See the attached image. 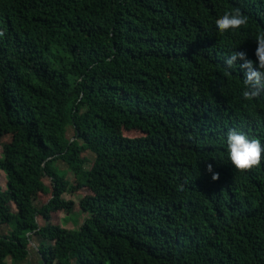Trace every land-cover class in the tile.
I'll list each match as a JSON object with an SVG mask.
<instances>
[{
    "label": "trees",
    "instance_id": "1",
    "mask_svg": "<svg viewBox=\"0 0 264 264\" xmlns=\"http://www.w3.org/2000/svg\"><path fill=\"white\" fill-rule=\"evenodd\" d=\"M0 33V264L36 237L38 264H264V152L242 175L227 151L264 148V94L224 65H258L264 0H0Z\"/></svg>",
    "mask_w": 264,
    "mask_h": 264
},
{
    "label": "clouds",
    "instance_id": "2",
    "mask_svg": "<svg viewBox=\"0 0 264 264\" xmlns=\"http://www.w3.org/2000/svg\"><path fill=\"white\" fill-rule=\"evenodd\" d=\"M215 24L219 33L223 34L229 30H238L246 26L248 17L237 8L233 12H226L216 20ZM256 41L258 47L255 55L258 65L248 59L247 53L243 51L235 50L224 60L225 70L229 72L233 66L237 67L238 60L243 61L239 67L245 71L242 97L246 101H253L264 94V33L257 36ZM227 151L232 166L243 175L260 166L264 148H262L260 139H250L242 132L230 130L227 133ZM207 172L211 174L213 181L220 179L219 173L213 171L211 163L207 164Z\"/></svg>",
    "mask_w": 264,
    "mask_h": 264
},
{
    "label": "rangeland",
    "instance_id": "3",
    "mask_svg": "<svg viewBox=\"0 0 264 264\" xmlns=\"http://www.w3.org/2000/svg\"><path fill=\"white\" fill-rule=\"evenodd\" d=\"M72 133H70V136ZM5 159V152L4 149L2 147H0V162L3 161ZM61 169L63 170H67V168L65 166H60ZM90 168V164H88L87 169ZM68 178L74 182L75 177L74 175L70 172L68 174ZM0 187H2L4 190L7 188V175L4 171H1V175H0ZM81 194L78 195H71V194H65L64 198H66L67 200H73L76 202V206L75 209L73 211V213H68V212H62V214L60 215V223L63 227L68 228V229H79L81 228V226L84 224L85 219L87 218V213L83 212L82 208L80 207V200L81 198L86 195L87 193H89L88 190H84L82 192H80ZM1 233H8L10 231V227L9 226H1L0 229ZM41 240L39 238H35V241L33 242L32 248H31V257L29 258L28 262L24 263V264H38V255H37V247L40 245ZM8 263L12 264L11 259L8 258Z\"/></svg>",
    "mask_w": 264,
    "mask_h": 264
}]
</instances>
